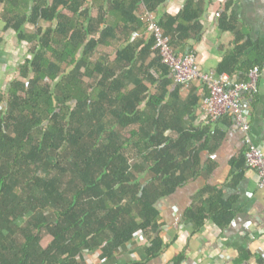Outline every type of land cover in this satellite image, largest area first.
<instances>
[{"label": "trees", "instance_id": "16d2710c", "mask_svg": "<svg viewBox=\"0 0 264 264\" xmlns=\"http://www.w3.org/2000/svg\"><path fill=\"white\" fill-rule=\"evenodd\" d=\"M165 1L0 0V24L31 45L0 89V264H86L84 253L94 251L107 261L139 233L150 259L163 251L157 203L206 176L201 154L215 151L214 123L186 126L207 87L181 97L184 85L144 34L143 9L157 13ZM233 4L221 28L236 32ZM207 11V0H187L159 18L180 53L203 34ZM29 23L38 29L25 32ZM135 32L142 35L132 39ZM244 37L237 33L219 75L249 81L263 67L264 42ZM222 198L206 186L185 219L197 230L206 220L230 224Z\"/></svg>", "mask_w": 264, "mask_h": 264}, {"label": "crops", "instance_id": "0c3cea01", "mask_svg": "<svg viewBox=\"0 0 264 264\" xmlns=\"http://www.w3.org/2000/svg\"><path fill=\"white\" fill-rule=\"evenodd\" d=\"M229 1L207 0L208 11L202 18L203 34L186 44V48L196 54L202 71H214L219 75L217 69L234 49L237 33L245 35L242 43L248 40L264 42V0H233V8L229 13L236 10L240 18L236 32L221 28V17L227 11ZM186 2L166 0L157 15L159 18L165 13L176 15ZM41 24L49 23L41 21ZM4 27L1 23V90L16 76L20 63L31 57V45L20 42L14 30H5ZM38 27L29 23L24 30L32 33ZM248 58L244 57L243 61ZM261 69L260 91L257 94L247 93L244 105L251 117L250 133L253 141L264 149V65ZM234 79L240 80L238 77ZM194 89L200 92L204 85L197 81L181 87V97H187ZM193 118L186 121L187 127L209 125L208 117L200 108ZM210 127L213 133L215 131V139L212 136L209 145L212 147L215 144V151L201 154L202 163L210 168L208 174L191 180L156 205L160 212L159 236L165 245L161 254L150 259V242L139 233L110 260H101L99 251L85 252L83 256L86 264H177L174 260L181 254L185 258L180 264H263L264 191L257 185L256 171L242 159L246 150V134L229 117L218 120ZM206 186L215 187L222 193L223 198L219 203L223 202L228 208L227 212L234 214L230 224L223 227L213 220H206L203 228L197 230L185 219L194 198Z\"/></svg>", "mask_w": 264, "mask_h": 264}, {"label": "built area", "instance_id": "2783aa9c", "mask_svg": "<svg viewBox=\"0 0 264 264\" xmlns=\"http://www.w3.org/2000/svg\"><path fill=\"white\" fill-rule=\"evenodd\" d=\"M143 19L146 32L155 38V47L160 50L163 61L169 65L175 81L184 86L198 81L207 87L208 91L203 94L199 108L208 117L209 124L229 117L246 134V163L256 171L257 185L264 191V149L253 141L250 133L251 117L244 105L247 93H259L262 69H253L249 81L235 80L229 73L217 75L214 71H202L194 52L180 53L172 46L171 36L160 24L156 12L144 8ZM138 36L139 33L135 32L132 39ZM0 107L6 108V104L0 103Z\"/></svg>", "mask_w": 264, "mask_h": 264}, {"label": "rangeland", "instance_id": "374dc122", "mask_svg": "<svg viewBox=\"0 0 264 264\" xmlns=\"http://www.w3.org/2000/svg\"><path fill=\"white\" fill-rule=\"evenodd\" d=\"M99 50L102 51V52H109L110 54H112V52H113V49H112V48L105 47V46L100 47ZM4 90H5V89H4ZM50 239H51V237H47V238L43 241V245L46 246V245L49 243Z\"/></svg>", "mask_w": 264, "mask_h": 264}, {"label": "water", "instance_id": "95a60500", "mask_svg": "<svg viewBox=\"0 0 264 264\" xmlns=\"http://www.w3.org/2000/svg\"><path fill=\"white\" fill-rule=\"evenodd\" d=\"M246 103V101H244V104Z\"/></svg>", "mask_w": 264, "mask_h": 264}]
</instances>
